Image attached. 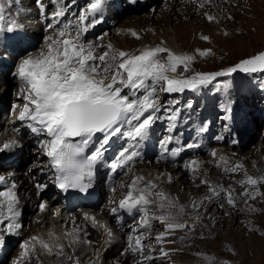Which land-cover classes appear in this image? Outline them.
I'll return each mask as SVG.
<instances>
[{"label": "snow or ice", "instance_id": "obj_1", "mask_svg": "<svg viewBox=\"0 0 264 264\" xmlns=\"http://www.w3.org/2000/svg\"><path fill=\"white\" fill-rule=\"evenodd\" d=\"M12 2L13 0H7V5L11 6ZM51 2L59 5V0ZM104 2L105 0H88L86 6L80 10L75 26L71 21L58 28L49 24L47 27L52 32L45 36L43 46L35 53H26L13 73L18 80V95L24 100L17 119L25 122L33 134L47 137L39 141V147L49 159L47 167L52 172L55 187L63 191L77 189L80 192H88L93 186L96 165L103 160L106 146L114 138H126L128 144L110 163L109 167L113 171L142 157L140 142L148 137L153 124L161 118L158 116L161 109L170 113L167 117L169 120H175L179 111L162 105L158 92L172 94L184 93L186 90L196 91L212 85L218 77L230 76L236 72L264 73V51L220 71L202 72L194 71L191 66L197 55L206 57L211 54V49H197L195 54H188L174 51L167 47L164 41L155 46L145 45L135 50L117 49L111 42H85L83 34L89 27L101 23L95 16L101 11ZM36 4L43 12V0H36ZM198 7L203 8L204 3H199ZM64 15L65 11L61 7H57L52 13L57 22L58 18ZM204 15L209 22L217 20L208 13ZM89 17H93L91 22ZM21 29L22 26L15 19L6 15L5 0H0V33H15ZM129 31L136 39L141 38L135 30ZM106 35L107 33H104L98 39L103 40ZM201 39L208 41L210 37L204 35ZM225 110L231 109L226 107ZM173 139V136L168 135L160 140L163 152L159 159H167L170 154L174 160L185 148L201 146L198 143H188L169 149L168 145ZM18 147H21L19 142L11 140L5 142L0 150ZM211 155L215 158L217 152L213 150ZM227 164L228 160L221 155L216 166ZM184 167L197 177L200 174L201 162L194 159L186 162ZM243 169L242 163H236L230 168L224 167L223 170L237 173ZM41 171L44 169L41 168ZM159 179L157 177L156 180H146L143 175H134L129 183L122 181L120 186L127 191L118 201V206L112 208V213L116 214L118 210L132 212L134 209H140L142 216L139 227L149 229L152 220L159 221L165 230L157 235L156 240L163 244L171 242L166 238L176 230H194L195 223L190 225L186 220L179 219L186 214V207L178 203V197H173L160 188ZM172 180L173 177L168 174L167 183H172ZM4 182L5 178L0 176V184ZM238 183L244 189L239 194L243 197L255 200L264 195L259 188L264 184V175L252 176L245 171L244 178ZM201 184L206 185L210 193V196L204 199L217 197L223 192L227 203L235 206V190L231 186L225 189L222 185L212 184L206 178L201 179ZM245 185L247 187H244ZM46 187V184H36L38 193ZM16 188L15 182L0 188V226L8 233H14L21 228L19 218L22 213ZM112 191L115 192L116 188L113 187ZM153 206L159 209L160 214L150 212ZM190 207L198 210L200 205L193 201ZM46 208V202L39 204L41 212ZM84 218L90 221L93 227H103L109 236L111 235V231L106 225H100L96 217L85 213ZM196 220H199V216ZM82 231L80 227L74 226L64 234L73 253L81 243L91 244L90 240H81ZM133 231L138 232V229ZM48 236L46 240L33 235L21 242L20 253L12 264H29L33 257L39 261L38 253L66 259L69 264H80L78 256L65 252V244L59 242L60 238L54 232H49ZM128 241L127 250L139 253L141 264L155 259L151 255H143V233H138L135 237L129 235ZM3 244L4 236L0 235V245ZM160 254L168 256V252L163 248L160 249Z\"/></svg>", "mask_w": 264, "mask_h": 264}, {"label": "bare ground", "instance_id": "obj_2", "mask_svg": "<svg viewBox=\"0 0 264 264\" xmlns=\"http://www.w3.org/2000/svg\"><path fill=\"white\" fill-rule=\"evenodd\" d=\"M29 1V0H27ZM119 2L122 5H125V8L122 10V13L132 11L134 12L140 5H150V10L148 12H144L141 16L136 15H126L124 18L119 20L122 13L118 14L116 12L115 4ZM238 1V0H235ZM16 0H13V4ZM214 4V1H210V3ZM21 3V2H20ZM199 3H204V7H198ZM12 4V6H13ZM208 6L204 0H167L163 2V4H159L158 0H105L104 7L109 10L111 14L114 15L113 24L109 25L104 29V33H107L104 36V41L107 44L111 42L117 49H125V50H134L135 47L141 48L146 42L149 43L150 46L153 44L152 42L156 40V35L162 37L161 35L167 32V28H170L173 32V36L165 37L163 40L167 47L171 49H176L175 39L182 38L181 40L190 39L191 37L197 38L198 36L207 35L211 37L213 32L217 31L219 28L225 26L219 20L214 22H209L205 13L208 10ZM240 8H242L241 12L246 17H248V21L251 18L262 17L264 19V6L263 4H257L254 6L250 0H241ZM8 5L6 4V8ZM10 8V6H9ZM142 8V7H141ZM238 8V6H237ZM193 14V16H191ZM200 14V15H199ZM238 19V18H237ZM31 20V19H28ZM156 22L157 25L155 23ZM219 21V22H217ZM222 21V20H221ZM247 21V22H248ZM117 22L116 27L114 24ZM225 23V22H224ZM129 30H135L140 34V37L144 36L141 41L133 38H127V36H123V33H129ZM235 32H241V27L235 29ZM130 36H132L130 34ZM135 38V37H134ZM85 42H88L85 40ZM97 42V41H95ZM159 42V41H158ZM209 42V40H208ZM44 41L41 43L40 47L43 46ZM148 45V44H147ZM132 48V49H131ZM31 53H35L37 50H33ZM12 85H15V91L12 95L7 91L5 94V90L7 88H11ZM3 91L4 98L1 102L5 101V98L12 99L13 101V111L10 116L7 117L6 123L9 125L17 126L19 130L25 129V125L23 122L18 121L15 122L14 114H19L20 109L24 104V100L18 95V80L14 77L11 81L9 79V84L6 89ZM1 97V95H0ZM20 99V100H17ZM15 105V107H14ZM3 114V109L0 110V116ZM168 115L166 116V118ZM191 120H200V116L196 117L192 114L188 115ZM264 120V118H262ZM159 119L154 123L157 124ZM175 120H169L165 123L167 127L163 129L165 132L164 135H168L172 131V127L174 126ZM178 127L180 130H177V127L173 129L174 132L178 134V136H182L181 133L183 131L189 130L191 127L188 120L185 118L179 119L177 121ZM198 126V125H196ZM239 127H243L240 131V135H237V139L228 140L229 144L232 143L234 146L229 147L225 146L224 148L216 145H212L208 147L207 150H204L203 145H201L198 150L193 152L192 155L188 157L185 161L198 160L201 162V167L199 170V176L194 177L193 174L184 167V162H179V160L174 161L171 166H167V161L165 160H154L151 158L143 159L139 161L136 165L132 166L130 170H128L131 174L122 176L121 182L124 179V183L127 184L131 182V179L134 175H143L146 180H156L159 177V186L164 189L166 192L171 194L173 197H178V203L185 205L186 214L179 219L186 220L190 225L195 223L194 230L190 231L189 229H179L176 230L171 236H168L167 241L163 244L157 242L156 237L159 233L163 232L164 226L157 220L151 221V227L149 229H144L139 227V217L142 216V211L140 209H135L137 214V218H135V226L132 228L131 232L125 231L129 229V225L131 222H127L126 225L128 227L119 228L117 223L113 222L115 220V215L119 214L121 211L118 210L116 214L112 213V208L118 206V201L123 198L126 194L127 189H121V186H116L118 188L119 196L113 200H109V196L114 194L113 191H109L106 199L103 197H98L95 200L96 205L90 207L88 209H84L82 212L77 211H69L65 208V204L61 206L64 209H60V211L51 210L49 211L37 224H26L27 214L23 213V222L25 225L23 226L21 231L8 233L3 226H0V235L4 236V244L0 245L1 247H5L4 251L0 257V264H5L2 262V258L6 253H8L9 246L8 243L11 244L12 238H14V234H20L22 232L21 242L27 240L29 237L33 235L41 236L44 239H48L49 232H54L56 236L60 238L59 242L65 244V252L69 255H75L80 258V264H141V255L139 253H132L128 251V236H136L138 233H143V243H144V256H153L154 260L145 261L144 264H161L163 258L167 259L170 263L175 264H197L199 258L201 257L198 253L203 250H209V252L213 255L217 252V249H233L234 244L238 248V245L253 246L252 248H260L255 246L251 240H233V245L229 246L227 242H223L225 244L223 247H214L211 245V240H202L199 238L198 234H209L214 233L215 235L220 234L219 225L221 223H225L223 220L230 216L227 224L228 235L235 230L238 229V226H232V220L234 217L233 212L241 214L239 218V230L242 235L252 230L256 233L264 232V220H261L260 215H264L262 196H258L255 200H250L247 197H243L239 195L243 192V187L238 183L239 179L244 178L245 171L247 174L252 176H260L264 175V133L262 136H259L255 143L247 149H242L244 144L250 142L253 137L256 136L257 131L253 130L252 125L249 131L248 124H244L239 121ZM205 127V126H200ZM153 128V126H152ZM152 128L150 131H152ZM176 129V130H175ZM264 132V128L262 129ZM224 133L229 134L230 132L236 133L237 126H234L233 122H230L228 126H224ZM247 139L244 138L242 140L243 133L247 132ZM219 132V131H218ZM201 136L200 134L196 135ZM196 137L192 140H189L188 143H198ZM4 138L2 139V141ZM242 140V141H241ZM235 141V143H233ZM26 143H29L28 140ZM208 143V142H207ZM185 144V145H187ZM199 144V143H198ZM183 145V146H185ZM242 149V150H241ZM215 150L217 152V157H212L211 152ZM38 160L41 157L43 158V153L40 150H37ZM191 152V151H190ZM210 152V157L208 156ZM226 157L228 160L227 165H221L217 167L216 164L219 161L220 156ZM236 163H242L244 165V169L237 173L225 172L224 167H231ZM41 166L45 164V160L42 159L39 163ZM37 166V163L35 164ZM36 177H41L40 172L33 169ZM15 172L16 174L12 173ZM2 172H5L6 175H10V178L7 179L9 184L11 185L12 181L16 182L17 188L16 192L24 203V209H29L33 204V196L35 189L31 186L32 184L28 182V175L23 171L14 170L13 166L6 168ZM171 174L173 177L172 183H167L166 176ZM17 176V177H16ZM126 176V177H125ZM126 178V180H125ZM208 179L214 185H222L223 188H229V183H231V187L235 190L234 199L236 201L235 206H231L226 201V196L223 192L220 193L219 196L213 197L211 199H204L206 196H210L208 192V187L204 184H201V179ZM119 184V183H118ZM244 187H247L245 185ZM261 193H264V184L259 186ZM113 196V195H111ZM115 196V194H114ZM241 196V197H240ZM240 197V198H236ZM52 197V201H54L55 207H57L62 201L60 198L54 199ZM195 201L200 205L198 210H193L190 205ZM247 201V203L245 202ZM202 202V203H201ZM224 205H229L232 208L224 207ZM250 208L256 209L255 211H251ZM175 211V210H174ZM238 211V212H237ZM151 213H159V209L156 207H152L150 209ZM229 212V214L227 213ZM70 213V215H69ZM87 213L89 216L96 217V220L100 225H106L107 229L111 231V235L109 236L108 232L105 231L103 227H93L91 222L85 220L84 214ZM199 216V220H196V217ZM48 217V218H47ZM189 217H193V220L188 221ZM47 218V220H45ZM264 218V217H263ZM73 220L75 223H73ZM74 226H78L83 231L80 234V238L82 241L90 240L91 244L81 243L76 246L75 252L73 253L72 249L68 247L67 239L65 238V232L70 231ZM138 229V232H134V229ZM221 228V227H220ZM233 228V229H231ZM124 230V233H121L120 236L115 239L114 232ZM86 233V235H85ZM233 237V236H231ZM253 239V238H252ZM253 241V240H252ZM19 243V245H20ZM216 246V245H215ZM120 248H124V253L121 255H113V253L118 252ZM163 248L168 252V256L164 257L160 254V249ZM13 254L10 257L8 264H12L13 260L16 259L20 253V247L13 248ZM151 250V251H150ZM177 252V253H174ZM39 255V261L33 257L29 264H69L66 259L57 257V256H46L43 254ZM204 257V256H203ZM227 259V258H225ZM224 259V260H225ZM7 260V257H6ZM229 261V260H228ZM165 262V261H164ZM7 264V263H6Z\"/></svg>", "mask_w": 264, "mask_h": 264}, {"label": "rangeland", "instance_id": "obj_3", "mask_svg": "<svg viewBox=\"0 0 264 264\" xmlns=\"http://www.w3.org/2000/svg\"><path fill=\"white\" fill-rule=\"evenodd\" d=\"M166 1L167 0H158V3L163 4V2ZM204 1L207 4H210V6H208L207 8L208 10L206 11V13L215 16L217 20H219L222 24H225V26L213 32V35L210 37L209 42L201 39V37L204 36L202 34L197 38L191 37L190 39H186L184 41L181 40L182 38L178 37L175 39L176 49L173 48V50L176 52L195 54L197 49H211V54L206 57H200L199 55L196 56V59L191 66L194 71H220L222 69L235 65L242 59L248 58L257 54L258 52L264 51V19L262 17L251 18L250 21H248V17L240 13L242 10V8H240L241 6H239L241 0H210L214 1V4H212V2L210 3L209 0ZM250 2H252L254 6L260 3L264 6V0H250ZM5 4H7V0H5ZM149 10L150 5H143L142 3L140 7H138L134 12L129 11L122 13L119 20H122L126 15L141 16L144 14V12L146 13ZM6 12H11V6L10 8L9 6L6 8ZM191 16H193V14ZM229 17H231V19H229ZM153 23L157 25L156 22L153 21ZM116 24L117 22L114 24V27H116ZM239 27H241V32H235V29ZM102 33L101 35H99V37L103 36ZM225 33H227V35H225ZM170 34L171 36L174 35L172 30L170 28H167V32L161 35L162 37L156 35V40L153 41V44L151 45L155 46L159 44L160 40H163L165 37L170 36ZM122 35L127 36V38L136 39L133 36H130L129 33H123ZM143 38L144 36L137 40L141 41ZM96 41V43H106L104 41V38L103 40L97 39ZM147 44L149 45L148 42H146L145 45ZM135 49H138V47H135L134 50ZM188 74L191 75V73ZM14 88L15 85H12L11 88L8 87V90H5V94H7L8 91L13 95L15 91ZM158 97L160 103L166 108H173L174 110L179 109L176 117L179 116L181 118H187V115L189 114L199 117L200 115L196 114V112H201V122L204 123L206 121L207 129L208 131H210V133L205 137L206 141H209L208 146L210 147L211 144L216 145V147L218 148L219 146L223 148L225 146H234L232 143L229 144V142L230 140L235 139V136H237L236 134L240 135V131L243 127L238 126L239 121L243 122L244 124H248L249 131L251 129V125L253 130L257 131L256 136L253 137L250 142L244 144L242 148L243 150L250 148L258 139V137L262 136L264 133L262 130L264 128V120H262V118H264V73L245 74L242 72H236L231 74L230 76L218 77L217 81H215L212 85L202 87L196 91L186 90L184 93L172 94L158 92ZM173 101H176L177 103H172ZM8 102L12 103L13 106L12 99L7 98L6 96L3 104H6ZM226 107L230 108L231 110L226 111ZM201 108L204 109V112L201 111ZM192 110L195 111V113H193ZM12 111L9 112L12 113ZM160 112L161 115L159 116L161 117V119H164V117L169 114L163 109H161ZM223 114L225 115V117H228L226 120L225 118H221L224 117ZM167 122L168 118H166L165 123ZM230 122H233L234 126H237L235 135L233 131L229 134L224 133L223 131L224 126H228ZM162 126H164V124H160V128H162ZM213 126L216 127L212 128ZM177 130H180V127H177ZM249 131L243 133L241 137L242 140H244V138L247 139V133ZM163 134H165V132H163ZM217 137H223V139H217ZM207 153H209L208 156L210 157V152ZM190 156L191 154L187 155L186 157L181 159V162H184ZM186 162L188 161H185V163ZM170 164L171 163L167 164V166H171ZM127 173L128 171L122 176L126 175ZM129 174L131 173L129 172ZM121 179L122 177L119 178V180L116 182V185L114 186L115 188L118 185L120 186ZM229 185L231 186V183H229ZM121 189L123 190L124 187H121ZM119 192L120 191L118 190V188H116V191L113 192L115 196L114 194H111L113 196L110 195L109 200H113L114 198L116 199L119 196ZM261 201L263 203L262 210L264 211V195H262ZM224 207L232 208L229 205H224ZM227 213L229 214V212ZM233 214L234 220H232L231 222L232 226H238V229L235 230V232H231L228 235V230L230 229H228L227 224L229 223L228 220L231 217L230 214V216H227L223 220L225 223H221V225H219L221 227H219V235H215L214 233L205 235L201 233L198 234L199 238L204 241L211 240V245L214 247H223L225 245L222 244L223 242H227V244L231 246L233 245V240L239 239L245 241L246 239H249L251 240V243L253 242L255 246H258L260 248H252L253 246L246 247L245 245H238L237 248L234 244L233 249H217V252H215V254L213 255L209 252V250L201 249V251L199 252L201 257L199 258V261H197V264H225V262H230V264H264V232H261L259 234L253 232L252 230H249L248 233L242 235L239 230V218L241 214L236 213L235 211L233 212ZM260 216L262 217L261 220H264V215ZM47 218H45V220H47ZM191 220H193V217L188 218L189 222ZM112 221L114 223L116 222V216L115 220L113 219ZM190 223L193 224L192 222ZM126 227H128V225H126ZM131 229L132 228H129L127 232H131ZM19 239L13 240L11 244L8 243V246L10 245V247L7 253V260L5 261V264H8L10 257L13 254L14 250L12 249L19 246L21 238ZM118 250L119 251L113 253V255L118 256L123 254L125 251L124 248H120ZM174 253L177 252L174 251ZM133 263L136 264L135 262ZM161 264L175 263H170L166 258H163Z\"/></svg>", "mask_w": 264, "mask_h": 264}]
</instances>
